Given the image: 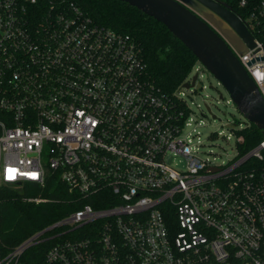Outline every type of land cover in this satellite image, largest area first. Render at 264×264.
<instances>
[{
	"label": "built area",
	"instance_id": "built-area-1",
	"mask_svg": "<svg viewBox=\"0 0 264 264\" xmlns=\"http://www.w3.org/2000/svg\"><path fill=\"white\" fill-rule=\"evenodd\" d=\"M79 2L0 0V192L51 183L93 204L0 264L46 235L58 264H264V168L242 170L264 140L227 166L201 158L183 136L191 76L161 92L133 40ZM232 2L254 43L237 57L264 98V0Z\"/></svg>",
	"mask_w": 264,
	"mask_h": 264
},
{
	"label": "trees",
	"instance_id": "trees-1",
	"mask_svg": "<svg viewBox=\"0 0 264 264\" xmlns=\"http://www.w3.org/2000/svg\"><path fill=\"white\" fill-rule=\"evenodd\" d=\"M227 4L241 16L232 0H217ZM79 6L96 24L129 36L140 50L145 79L165 94L176 91L188 81L197 63L193 54L178 41L162 24L142 12L118 0H80ZM235 135L239 157H243L262 141L261 132L252 124L238 129ZM262 170L264 161L249 160L242 170ZM35 185H24L0 192V261H4L23 242L48 226L63 219L91 199L80 200L68 194L64 188L53 191ZM41 197L49 202L34 204L29 198ZM104 207V206H102ZM44 236L36 244L26 248L11 264H58L47 260V252L56 242ZM68 236V237H67ZM65 238H69L67 235ZM63 240V239H62Z\"/></svg>",
	"mask_w": 264,
	"mask_h": 264
},
{
	"label": "water",
	"instance_id": "water-1",
	"mask_svg": "<svg viewBox=\"0 0 264 264\" xmlns=\"http://www.w3.org/2000/svg\"><path fill=\"white\" fill-rule=\"evenodd\" d=\"M118 1L153 18L180 41L225 89L247 123L254 125L264 140V98L237 57L244 51H234L218 31L239 50L236 35L245 41L246 49L254 47L253 38L227 4L217 0ZM196 80L195 75L184 87H194Z\"/></svg>",
	"mask_w": 264,
	"mask_h": 264
},
{
	"label": "rangeland",
	"instance_id": "rangeland-1",
	"mask_svg": "<svg viewBox=\"0 0 264 264\" xmlns=\"http://www.w3.org/2000/svg\"><path fill=\"white\" fill-rule=\"evenodd\" d=\"M196 67L197 71L193 70L191 73V78L198 74L195 91L188 93L187 98L195 122L185 129L183 136L190 135V146L198 148L201 158L227 166L237 157L234 131L248 123L218 81L199 62ZM206 106L211 109L210 112L206 110ZM172 164L174 168L182 169L184 161L181 157H176L172 159Z\"/></svg>",
	"mask_w": 264,
	"mask_h": 264
},
{
	"label": "flooded vegetation",
	"instance_id": "flooded-vegetation-1",
	"mask_svg": "<svg viewBox=\"0 0 264 264\" xmlns=\"http://www.w3.org/2000/svg\"><path fill=\"white\" fill-rule=\"evenodd\" d=\"M237 16V15H236ZM239 17V16H238ZM206 20V19H205ZM207 21V20H206ZM209 22V21H208ZM210 23V22H209ZM211 24V23H210ZM212 25V24H211ZM214 27V26H213ZM219 34L227 41V43L229 44V46L236 52L241 53L242 51L246 50V43L245 41L236 35V40L239 44L240 50L236 47V45L233 44L232 41L228 40L227 37H225L220 31H218Z\"/></svg>",
	"mask_w": 264,
	"mask_h": 264
},
{
	"label": "snow or ice",
	"instance_id": "snow-or-ice-1",
	"mask_svg": "<svg viewBox=\"0 0 264 264\" xmlns=\"http://www.w3.org/2000/svg\"><path fill=\"white\" fill-rule=\"evenodd\" d=\"M11 171V170H10Z\"/></svg>",
	"mask_w": 264,
	"mask_h": 264
}]
</instances>
